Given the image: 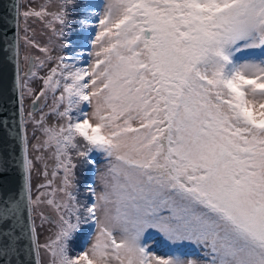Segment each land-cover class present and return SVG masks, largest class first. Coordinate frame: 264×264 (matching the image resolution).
Segmentation results:
<instances>
[{
  "label": "snow or ice",
  "instance_id": "snow-or-ice-1",
  "mask_svg": "<svg viewBox=\"0 0 264 264\" xmlns=\"http://www.w3.org/2000/svg\"><path fill=\"white\" fill-rule=\"evenodd\" d=\"M11 18L20 179L0 264H264V0H12Z\"/></svg>",
  "mask_w": 264,
  "mask_h": 264
},
{
  "label": "water",
  "instance_id": "water-1",
  "mask_svg": "<svg viewBox=\"0 0 264 264\" xmlns=\"http://www.w3.org/2000/svg\"><path fill=\"white\" fill-rule=\"evenodd\" d=\"M11 13L12 0H0V28L8 30L14 23ZM15 74L13 62L5 61L0 55V156L7 161L6 172L0 173V198L15 193L20 179L19 166L16 163L19 151L14 140L20 107L19 92L14 83Z\"/></svg>",
  "mask_w": 264,
  "mask_h": 264
},
{
  "label": "rangeland",
  "instance_id": "rangeland-1",
  "mask_svg": "<svg viewBox=\"0 0 264 264\" xmlns=\"http://www.w3.org/2000/svg\"><path fill=\"white\" fill-rule=\"evenodd\" d=\"M46 0H20V4L23 6L25 3H31L33 7H39L40 4L45 3ZM53 3H55V0H52ZM90 2L93 3H99L100 0H90ZM28 25L31 29L34 30V39H36L38 42H40L41 44L47 43L49 36H51V33L48 32V30L46 28H44V25L42 23H40L38 20L36 22H33L32 20L28 21ZM77 26L73 27V30L69 33V42L71 44V47H69L68 49H66V53L68 55H72L75 51H79L81 50L80 46L84 43V36L83 34L79 31V25L78 23L76 24ZM21 35H23V22H21ZM41 33H43V35H41ZM25 49L23 48V42L21 41V72L20 75L23 76L24 70H25V65H24V61H23V55L25 54ZM57 52H59V49H57ZM33 54L34 55H40L38 52H36L35 50H33ZM47 73V69H42L40 70V75H45ZM32 86L36 89H39V87L41 86V82L39 80H34L32 82ZM51 101H49L50 103ZM31 101L25 97V103H24V108L27 111L29 105H30ZM29 134L31 135V131L29 132ZM39 134V133H38ZM104 164L105 161L100 158L99 156L96 157V165L97 168L100 169L101 171L104 168ZM88 171H93V173L95 172L94 169L88 167V166H82L81 168H79L77 170V176H78V186L80 188V194L81 196L84 193V188L87 182V180L89 178H92V175L90 176V174H88ZM37 178L34 177V183L36 182ZM39 180L42 182V177L39 178ZM91 182V181H90ZM45 211V213L49 216H54V213H52L49 209H43ZM36 224L39 227L40 225V220L39 217H36ZM51 227V225H45L44 229L42 230V234H41V241L44 240V238L49 234L47 232V228ZM75 246V245H74ZM47 255L42 253V260H43V264H47Z\"/></svg>",
  "mask_w": 264,
  "mask_h": 264
},
{
  "label": "trees",
  "instance_id": "trees-1",
  "mask_svg": "<svg viewBox=\"0 0 264 264\" xmlns=\"http://www.w3.org/2000/svg\"><path fill=\"white\" fill-rule=\"evenodd\" d=\"M81 2H83V0H81ZM76 24L77 23L74 24V27L77 26ZM88 174H89V171H88ZM75 247L79 248V241L76 243Z\"/></svg>",
  "mask_w": 264,
  "mask_h": 264
}]
</instances>
